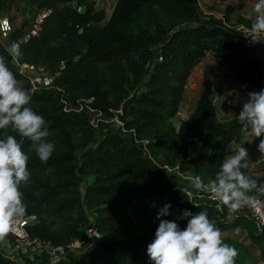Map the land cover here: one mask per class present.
Masks as SVG:
<instances>
[{
  "label": "trees",
  "instance_id": "obj_1",
  "mask_svg": "<svg viewBox=\"0 0 264 264\" xmlns=\"http://www.w3.org/2000/svg\"><path fill=\"white\" fill-rule=\"evenodd\" d=\"M1 2H28L37 11H50L39 34L19 44V61L50 70L66 63L56 88L36 91L28 105L49 128L47 139L55 143L51 157L42 162L29 151L27 138L11 126L0 129V140L15 136L29 156L30 183L22 184L20 191L27 206L25 217L38 219L29 227L33 236L64 244L84 237L83 229L90 224L88 210L95 216L93 224L102 236L88 258L61 264H153L147 246L155 238L160 223L157 214L165 204L171 206L169 214L160 219L174 221L183 210L203 211L221 231L241 228L260 248L264 262V232L257 231L253 220L240 216L226 222L228 207L221 204L223 212L219 211L218 201L188 203L181 190L172 189L177 175L164 167L193 170L207 183L219 171L227 146L241 141V109L232 120L220 122L210 79L203 81L197 107L189 117L178 127L172 120L191 72L207 52L221 58L238 80L264 89L263 60L246 46L236 28L251 29L254 18L240 17L228 27L221 20L203 17L199 0H120L108 22L101 25L105 12L97 11L89 0ZM74 3L85 5V11ZM19 35L21 29L13 37ZM0 56L17 80H22L13 57L1 44ZM140 87L124 126L116 130L106 125ZM64 98L72 106L92 98V106L103 112L104 121L94 128L85 112L65 111ZM101 129L104 133L98 137ZM193 151H197L195 157ZM244 171L264 184V174ZM88 174L93 176L90 181ZM257 197L264 200V196ZM47 216H58L60 222L53 224ZM222 238L238 251L235 264H259L244 244L229 236ZM0 264L47 263L42 257L17 263L0 253Z\"/></svg>",
  "mask_w": 264,
  "mask_h": 264
},
{
  "label": "clouds",
  "instance_id": "obj_2",
  "mask_svg": "<svg viewBox=\"0 0 264 264\" xmlns=\"http://www.w3.org/2000/svg\"><path fill=\"white\" fill-rule=\"evenodd\" d=\"M253 13L250 34L246 36L253 42L262 41L256 37L264 34V0H256L248 14L250 19ZM7 51L16 58L21 55L20 47L15 43ZM30 101V95L19 87L5 57L0 56V129L13 127L20 137L31 142L29 151H34L42 162H46L55 150V143L47 139L49 128L44 118L28 106ZM238 119L249 135L264 136V89L248 93ZM257 148L264 155V139H260ZM248 158L247 149L238 146L234 154L222 160L214 179L205 183L195 177L193 186L198 191L210 193L232 211L252 204L257 196H264V184H258L244 171L249 166ZM28 160L29 156L15 136L8 135L0 140V240L8 234L12 224L22 221L26 215L27 206L20 186L30 183ZM170 207L165 204L159 210L157 219L160 223L155 238L147 246V255L153 264H235L238 251L223 241L221 230L206 212L193 214L183 210L178 218L186 220L187 224L181 229L175 221L160 219L169 214Z\"/></svg>",
  "mask_w": 264,
  "mask_h": 264
},
{
  "label": "built area",
  "instance_id": "obj_3",
  "mask_svg": "<svg viewBox=\"0 0 264 264\" xmlns=\"http://www.w3.org/2000/svg\"><path fill=\"white\" fill-rule=\"evenodd\" d=\"M49 13V10L37 11L33 21L27 26L18 25L19 22L14 23L11 14L1 15L0 44L8 49L14 43L19 45L21 42L27 41L33 36L38 35L42 28V23ZM236 28L242 32L246 46L254 49L264 63V34L256 37V39L262 41L253 42L251 37L246 36L250 34V28H247L244 25H238ZM18 29H21V35L14 38L13 34ZM12 61L23 76L22 80H20L21 88L25 90L30 97L34 95L36 91L56 88V79L66 67L65 61L60 62L59 67L52 70L47 69L43 65L21 62L16 57H13ZM57 89L61 90L60 88ZM92 101V98L81 99L78 100L76 105L72 106L64 98V110L85 112L89 117L90 124L94 128H98L100 122L104 121V115L101 110L92 106ZM116 117L117 112L115 118ZM119 124L121 125L120 122ZM144 148L146 149L147 154H149L146 146ZM164 167L168 171L177 175L178 182L172 187V189L174 191L181 190V192L186 195V201L188 203L197 205L205 201L211 203L216 201L210 193L201 192L195 189L192 181L195 177H200V175L193 170L183 171L179 166L170 167L164 165ZM81 189L84 191V186H82ZM217 209L223 212L220 203L217 205ZM88 215L90 218V224L83 229L84 237L72 238L64 244H55L50 240L33 236L29 231V227L38 220L37 216L31 215L24 217L22 221L12 224L9 228L8 234L3 240H0V253L17 263L25 262L28 259L34 261L41 257L46 259L47 264L70 263L71 260L79 262L86 259L93 246L102 236L93 224L95 222V216L91 210H88ZM240 216L253 220L256 223L257 231L260 233L264 232L263 199L257 197L252 204L242 207L237 211H232L227 208V211L225 212V221L232 222ZM174 221H176V219H174ZM260 262L264 264L262 259H260Z\"/></svg>",
  "mask_w": 264,
  "mask_h": 264
},
{
  "label": "crops",
  "instance_id": "obj_4",
  "mask_svg": "<svg viewBox=\"0 0 264 264\" xmlns=\"http://www.w3.org/2000/svg\"><path fill=\"white\" fill-rule=\"evenodd\" d=\"M119 1L120 0H89L90 3H95V9L97 11L105 12V19L101 24L108 22L112 15V11ZM255 3L256 0H199V9L203 17H212L221 20L226 26L230 27L236 25L240 17L249 18L248 14L252 11ZM104 5L106 6L103 7ZM111 5L112 7L110 8ZM73 6L80 11H85L86 9V6L82 4L74 3ZM254 16L255 14L253 13L252 18H254ZM205 79H210L213 83V99L216 107V115L220 122L232 120L236 116L237 109H242L243 103L248 99L249 92L260 91L258 88L238 80L235 72L222 63L221 58L212 51L207 52L188 78L185 92L180 102L179 112L172 120L176 127L180 125L181 121L186 120L196 109L199 97L202 93V83ZM260 139H264V136L255 138L243 130L241 141H233L227 146L226 156L234 154L238 146L246 148L249 153L248 169L257 175H262L264 174V155H262L257 148ZM196 154L197 151H193L191 156L195 157ZM178 217L179 216L176 215L175 222L178 223L181 229L185 228L186 224ZM221 233L222 237L229 236L244 244L250 251L251 247V252L255 255V260L262 264V262H260V248L250 241L246 231L241 228H234L221 231Z\"/></svg>",
  "mask_w": 264,
  "mask_h": 264
},
{
  "label": "rangeland",
  "instance_id": "obj_5",
  "mask_svg": "<svg viewBox=\"0 0 264 264\" xmlns=\"http://www.w3.org/2000/svg\"><path fill=\"white\" fill-rule=\"evenodd\" d=\"M105 6L106 5H104L103 7H105ZM111 7H112V5L110 6V8ZM36 13H37V8L35 6H33L32 4L28 3V2L2 4V2L0 0V16L1 15H5V14H11L12 15V20L14 21V23H18L19 22L18 25H23V26L29 25L33 21ZM105 24L106 23H102L101 25H105ZM19 87H21L20 81H19ZM119 111H117V112H119ZM106 125H108V126H110V127H112V128L117 130V129H119V125L120 124L117 121V117H116V118H111L109 121H106ZM103 130L104 129L98 130V132H97V136L98 137L101 136L104 133ZM86 179H89V180L93 179V176L88 174ZM83 184L85 185V183H83ZM47 217L49 218V221L51 223H53V224L56 223V225H58V223L60 222V218L58 216H56V217L47 216ZM250 249L252 251L251 247H250ZM251 254H252V252H251ZM252 257L255 259V255L254 254H252Z\"/></svg>",
  "mask_w": 264,
  "mask_h": 264
},
{
  "label": "water",
  "instance_id": "obj_6",
  "mask_svg": "<svg viewBox=\"0 0 264 264\" xmlns=\"http://www.w3.org/2000/svg\"><path fill=\"white\" fill-rule=\"evenodd\" d=\"M155 60V59H154ZM154 62V61H153ZM140 88L136 89L130 97H128L122 104L121 111L117 112L118 121L124 125L130 117V108L135 103L140 93Z\"/></svg>",
  "mask_w": 264,
  "mask_h": 264
}]
</instances>
